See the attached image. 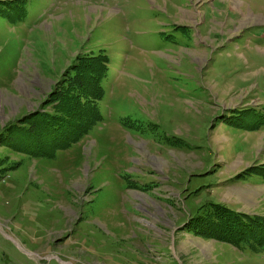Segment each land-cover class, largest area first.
Wrapping results in <instances>:
<instances>
[{"label": "rangeland", "instance_id": "rangeland-1", "mask_svg": "<svg viewBox=\"0 0 264 264\" xmlns=\"http://www.w3.org/2000/svg\"><path fill=\"white\" fill-rule=\"evenodd\" d=\"M100 54L101 122L12 150ZM214 204L264 218V0H0V264H264L185 228Z\"/></svg>", "mask_w": 264, "mask_h": 264}, {"label": "trees", "instance_id": "trees-1", "mask_svg": "<svg viewBox=\"0 0 264 264\" xmlns=\"http://www.w3.org/2000/svg\"><path fill=\"white\" fill-rule=\"evenodd\" d=\"M110 63L109 56L105 54L81 57L59 83L60 87L45 100L44 105H54V111H35V114H40L37 123L30 119L34 112L24 117L28 123L20 130L26 132L25 142L34 144L36 149L12 150L26 152L33 157H49L53 152L79 143L102 120L99 109L104 97L102 81ZM14 137H10L12 142H15ZM11 146L18 147L16 143ZM210 207L209 215L200 213L185 228L188 227L196 236L235 246L250 244L255 252L264 251V218L237 213L222 205Z\"/></svg>", "mask_w": 264, "mask_h": 264}, {"label": "crops", "instance_id": "crops-1", "mask_svg": "<svg viewBox=\"0 0 264 264\" xmlns=\"http://www.w3.org/2000/svg\"><path fill=\"white\" fill-rule=\"evenodd\" d=\"M4 127V126H3Z\"/></svg>", "mask_w": 264, "mask_h": 264}]
</instances>
